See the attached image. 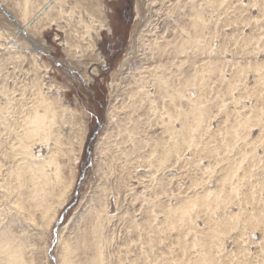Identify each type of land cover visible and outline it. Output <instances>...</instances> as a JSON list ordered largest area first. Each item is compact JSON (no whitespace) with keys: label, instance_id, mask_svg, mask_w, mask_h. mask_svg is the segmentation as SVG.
<instances>
[{"label":"rangeland","instance_id":"obj_1","mask_svg":"<svg viewBox=\"0 0 264 264\" xmlns=\"http://www.w3.org/2000/svg\"><path fill=\"white\" fill-rule=\"evenodd\" d=\"M48 1L53 9L47 14L53 21L49 23L48 18L41 17L26 26ZM160 1L0 0V8L7 15L0 11V183L12 165L11 147L19 139L30 146L34 142L28 152L32 159L28 160L27 155L20 157H26L32 166L46 167L45 158L55 154L59 166L55 174L71 183L64 205L47 230L40 227L43 219L38 209H33L30 220H24V212L13 210L0 192V245L21 246L22 264H94L96 258L99 264L164 263L162 251H166L167 245L162 238H168L169 234L162 232L153 220H163L160 214L165 207L161 203L163 195L161 189L148 187L154 182L150 176L154 173L152 168L136 167V161L147 156L154 147L152 142L167 141L169 137L159 125V117L153 115V108L162 110L167 93L175 95V104L180 102L178 89H184V79L188 80L197 65L207 60L205 55L181 57L177 49L181 38L186 42L194 35L195 13L209 0H168L172 4L170 14L162 11ZM163 2L166 4V0ZM239 4L246 5L240 9ZM205 13L209 20L198 23L199 33L210 30L216 48L220 46L222 50L224 46V50L216 49L211 57L216 63L215 70L219 66L218 71L208 74L210 88L204 91L209 95L206 99L211 101L206 104L209 109L204 114L199 113L194 97L195 91L199 95L201 92L197 88L193 93L183 91L184 108L196 106L195 115L200 118L205 133L190 138V143L195 144L184 155L189 160L185 165L187 171L181 174L178 168L166 169V175L174 177L167 186L175 193L193 189L194 181L204 175L196 164L212 167L214 173L206 188L217 193L210 204L219 202L220 210L213 216L215 229L233 227L220 234L223 252L228 256L225 264H264V238L260 239L264 228L247 231L246 241H240V247L246 242L248 256L244 257L236 247L237 225L251 218L256 220V225H264V150L260 147L255 150L254 144L247 141L255 139L260 131L250 112L253 105L256 110L261 108L255 94L260 88L254 87L249 65L253 67L264 60V0H212ZM85 25L90 27L87 28L90 37ZM163 38L169 45L164 53L162 50L167 45L160 42ZM257 40L263 44L261 49ZM155 41L161 46L156 54L151 53ZM191 48L192 45H185L184 50L188 52ZM181 59L186 63L180 69ZM160 64L167 69L161 74L167 82L161 89L148 88L152 102L142 103L137 111L138 135L133 138L127 135V130L134 131L135 124L127 122V115L131 112L134 78L143 79L147 87L156 84L151 76ZM233 80L241 88L233 89L226 100L222 97L218 100L214 95L216 88L227 90ZM200 81L204 86L205 82ZM252 86L253 94H250ZM41 98L51 102L54 122L42 124L33 134L18 138L24 118L32 109L43 117L38 104ZM173 126L176 131L180 128L177 121ZM241 127L249 129L247 139L240 142L237 136L235 148L226 147L229 137ZM45 128H48L47 138L43 135ZM131 139L138 147L136 151L131 149ZM70 144L74 146L72 149ZM38 152L41 156H37ZM127 186L133 189L128 191ZM49 190L56 192L52 187ZM180 196L190 204V190L188 198L186 193ZM189 199L196 208L193 198ZM170 201L174 206L175 201L172 198ZM213 208L210 207L211 211ZM223 208L237 217L228 218L221 211ZM179 217L172 215L173 219ZM129 219L132 223L148 220V224L131 230L127 225ZM99 223L102 228L97 226ZM197 224L201 230L197 239L207 241L214 229L203 231L201 220ZM94 226L97 228L93 231ZM173 244L176 250L186 245L180 239L173 240ZM207 260L204 264H214ZM182 261L194 264L184 256ZM0 264L9 263L0 258Z\"/></svg>","mask_w":264,"mask_h":264},{"label":"bare ground","instance_id":"obj_2","mask_svg":"<svg viewBox=\"0 0 264 264\" xmlns=\"http://www.w3.org/2000/svg\"><path fill=\"white\" fill-rule=\"evenodd\" d=\"M164 0L160 1V8H163L168 14H170L171 9V3L166 0V4L163 2ZM222 1V0H220ZM192 2V1H191ZM193 3V2H192ZM167 5V6H166ZM212 5V0L205 1L200 5V10L195 13V4L193 3L192 9L195 13V18L193 22V28H194V35L191 37H188V41H183V39H180V43L178 44V51L177 54L181 57L189 58L190 55L192 56H203L205 55L207 60L203 61L202 64L197 65V69L195 73H191L189 75V79L186 80L183 77L184 82L182 85L183 87L178 89L180 99L181 101L178 103H174V94L167 93L165 101L162 105L161 109H154L153 115L156 117H159V125L163 127L164 133H166L169 137L167 141L160 140L159 142H152L154 144V147L149 150V153L146 157H140V161H136L138 164L136 167H148L152 168L154 173H150L151 177H153V181L151 182L148 187L152 186L158 189H161L163 198L161 200V203L165 205L162 212L160 213L163 216V220L161 222H157L156 218H153L154 224L159 225L160 228H162V232L165 234L168 233L169 237L162 238L163 243L166 246L165 252L162 251V258L164 259V263L162 264H186L187 262L182 261V257L186 259H191L194 261V264H204V261L208 258L211 263L214 264H225V261L228 259V256H226V253L224 251V242L222 241L223 238L220 237L223 230H231L233 227H225V229L221 230L220 228L215 229L217 226L214 222V215L215 211L220 210L219 202H211V200H214V196L217 194L216 191H210L209 188H206L207 181L213 176L214 171L212 170V167L204 168L201 165L196 164L198 170L202 173H204L203 177H200L198 179H194V188L193 189H185L179 191V193H175V190H170L169 186H167L168 182H172L173 176L168 177L166 175V169H174L178 168L179 171L182 174V171H187L188 168L185 165H188V159L184 157L185 152L189 150V147L194 145L195 143H190V138L197 135L199 136L201 133H205V131L201 128L200 123L201 120L199 117H196L195 110L197 109L196 106L191 107L188 109L184 108L182 99H184L183 91L186 92H194L193 89L197 88L201 94L199 95L196 91L194 92L196 99V105L199 109L200 114H204L208 108H206V104H209V100L206 99V96L208 93L204 91V88H210V85L207 84V81L209 80L208 74L218 71L215 70L214 64L215 61L212 60L211 57H214V54L216 53V49L221 50L218 46L216 48L215 41H213V36L211 31L209 30V33L202 32V34L198 31V23L202 24V22H205L209 20V16L207 13H205L206 7L210 8ZM240 5V9L242 4ZM25 10L29 9L28 5L26 4L24 7ZM51 2H46L43 7L38 9L33 15L32 19L29 23L26 24V26H30L33 22L37 20H41V17L48 18V22H52V18H49L48 12L52 10ZM47 15V16H46ZM236 21V20H235ZM252 22V21H251ZM85 24V23H84ZM250 24L251 23H246ZM24 26V25H22ZM89 25H85V29L87 31L88 37H90V32H88L87 28ZM253 26V25H252ZM255 28V27H254ZM90 30V27L88 28ZM22 30V27H21ZM204 33V35H203ZM251 33V32H250ZM215 40V36H214ZM223 40V39H222ZM160 42L166 43V38H163ZM222 42V41H221ZM257 40V45L259 49L263 46L262 42ZM154 48L152 47L151 53H158L160 51L161 46L160 43L157 41L154 42ZM186 43V44H185ZM167 46L164 47L162 52H166V48L169 46L168 43H166ZM185 45H192V48L187 52L185 49ZM203 47L206 49V51H203ZM263 49V48H262ZM224 50V46L223 49ZM221 50V51H222ZM255 50V48L253 49ZM264 50V49H263ZM220 51V52H221ZM224 52V51H223ZM225 52L226 49H225ZM259 53V52H258ZM222 54V53H221ZM195 56V58H196ZM257 59V57H256ZM264 63V60H262ZM261 62V64H256L253 67L249 65L250 69L253 70V83L256 85L254 87L260 88L259 92H256V96L258 98L257 101H259V104L261 105V108L256 110V107L253 105L252 108H250L252 121L254 124H256L259 127V134L258 136L250 140L248 138L247 141H250L254 144L255 150L260 147L262 150H264V120H262V111L264 110V64ZM186 63L185 60H180L178 67L181 69L183 65ZM248 63V62H247ZM252 63V62H251ZM254 63V62H253ZM195 64V63H194ZM249 64V63H248ZM248 64H245L246 66ZM253 65V64H251ZM210 67L211 71H207L206 68ZM234 67V66H233ZM232 67V68H233ZM158 71L152 72L154 73L151 77L153 78V81H155L156 84H148V87L146 86V83L143 79H135L133 83L134 89L131 90V97L130 100L132 101V105L130 107V113L127 115V122H132L135 124L134 131L127 130V135L130 134L133 138L138 135V123L140 115H138L137 111L140 110L142 103L147 104V102H152L149 98V89L148 88H157L161 89L162 87H165V83L167 82V78L164 76H161L163 73L162 71H166V67L160 64V66L156 67ZM155 68V69H156ZM178 68V69H179ZM179 69V70H180ZM236 69V68H233ZM151 70V69H150ZM237 70V69H236ZM175 72V71H174ZM185 73V72H184ZM143 74V73H142ZM173 74H170L172 76ZM255 75V78H254ZM161 76V77H160ZM200 79H202V82H205L204 86H201ZM237 81L233 80L231 82V86L227 88V90L216 88L215 90V96L219 100V97H222L224 100H226L225 97L233 91V89L237 88L240 85L235 84ZM262 84V86H261ZM188 86L190 89H188ZM245 89V85L243 86ZM192 89V90H191ZM181 90L182 92H180ZM191 90V91H188ZM236 92V90H234ZM252 92H249L250 94H253V86L251 88ZM255 91V90H254ZM248 92V91H247ZM245 92V94L247 93ZM238 94V98L241 99L242 97ZM213 95V96H214ZM209 96V95H208ZM250 96V95H248ZM253 96V95H252ZM179 97L178 95L176 96ZM211 97V96H210ZM251 97V96H250ZM162 98V96L160 97ZM212 98V97H211ZM211 101V100H210ZM42 109V114L39 115L35 109H32L28 115L24 118V126L18 133V138H22L24 135H31L33 132L36 131L42 124L43 126H47L49 122H54V116H53V107L51 102L48 100V98L43 99L41 98L38 103ZM221 107V106H220ZM206 109V110H205ZM223 110V108H222ZM264 112V111H263ZM136 115L137 118L135 119L133 115ZM165 116V119L163 118ZM3 120V119H2ZM179 122L180 128L176 131V129L173 126L174 122ZM206 122V120H205ZM157 123V125H158ZM148 125V124H147ZM154 125V124H153ZM151 127V125H150ZM48 128H45L43 131L44 137H48V133L46 132ZM150 129V128H149ZM199 129V130H197ZM191 130H194L192 132ZM147 131V130H146ZM150 132V131H149ZM251 133V132H250ZM237 136L240 138L241 141H245L247 137L249 136V129L245 127H241L240 130L238 129L235 131L232 136L229 137V143L226 145L228 148H235L238 141L236 140ZM234 138V139H232ZM232 141V142H231ZM130 144H132L131 149L132 151L137 150V145L134 144L131 139ZM192 142V141H191ZM45 143H48V140H46ZM214 142H209V144H213ZM165 144V145H164ZM253 144H250V146L253 147ZM146 145V144H145ZM163 151H161V148L163 147ZM34 146L33 144L26 145L23 139H19V141L13 145L11 155L13 157V160L11 161L12 165L9 167V169L6 170L5 176L2 179V182L0 183V192H2V197L7 201L10 202V205L12 206V209L23 214L24 220H30L33 209H38L39 213L43 219L42 223L40 224V227H44V229L47 230L50 223L54 220V217L59 209L64 205V201L69 195L70 189V182H65L62 180L61 175L55 174V171L58 170L59 166L57 165L55 159L58 157L55 154H50L48 157L45 158V161L48 162V165L42 166V165H34L32 166L28 160H31L32 158L28 155H31L28 153ZM72 149L74 146L72 144L69 145ZM80 147V144L78 145ZM147 146V145H146ZM46 147V146H45ZM148 147V146H147ZM159 147V149H157ZM48 150V147H46ZM59 149V148H58ZM192 149L196 150L195 147ZM160 150V151H157ZM161 152V153H160ZM145 153V152H144ZM7 155V153H6ZM22 155H27L28 160L26 157H20ZM78 155V154H77ZM153 155V156H152ZM177 155V156H176ZM37 156H41L38 152ZM207 157V152L205 154ZM20 157L19 159H17ZM127 155L125 156L126 159ZM153 158V161H152ZM17 159V160H16ZM132 159V158H131ZM127 161V160H126ZM169 163V164H167ZM190 169V168H189ZM203 169V170H202ZM206 169V170H204ZM150 171V170H149ZM171 175V174H170ZM130 178V177H129ZM126 178V182H127ZM124 182V183H126ZM143 184V183H142ZM126 185V184H125ZM129 185V184H128ZM52 187L53 190H56V192H52L49 190ZM128 187V186H127ZM145 189L148 187L144 186ZM164 187V188H163ZM125 188V187H124ZM133 189L131 186L130 188H126V190L131 191ZM188 190L191 191L196 208H193V204L191 200L188 198ZM134 191V190H132ZM220 192V190H218ZM186 193L187 198L190 202L188 205L187 200L182 198L180 194ZM173 199L175 201L174 206L171 205L170 199ZM57 200V203L55 205V201ZM160 203V207L162 208V204ZM209 204V206H208ZM177 205V206H176ZM224 205V203H223ZM208 206V207H207ZM214 207L211 211L210 207ZM225 215H227L228 218H236L233 213L226 209L221 210ZM178 214L180 215L179 218H172V215ZM100 215V213H99ZM186 217V218H185ZM133 218V217H132ZM131 219L128 220L127 225L131 230H137L143 227L144 225L148 224V220L141 223H132L130 222ZM201 220L204 230H213L212 236L209 237L207 241H199L197 239L198 234L200 233V229H197L198 224L197 221ZM225 220H223L224 222ZM257 222L254 219L248 220V222L237 225V234H236V247L237 251L241 252L242 255L245 257V255L249 254V251L246 249V242L244 245L240 247V241H246V238L244 236L246 235L247 231L254 230L257 228H264V225H256ZM97 226L102 228V225L97 224ZM97 228L96 226L93 227ZM133 228V229H132ZM199 228V227H198ZM193 230L192 233L187 234L186 231ZM9 232V231H8ZM250 235V234H249ZM260 239L264 238V233L260 232ZM181 240L182 245L179 250H176L173 244V240ZM198 240V241H197ZM198 245L203 247L198 248ZM64 251H67V248L64 247ZM0 258H4L7 260V263L9 264H22V248L21 246H17L16 248H12L8 246L0 245ZM156 259V257H154ZM154 259V260H155ZM207 260V261H208ZM156 261V260H155ZM182 261V262H181ZM209 263V262H208ZM94 264H99L98 258H96Z\"/></svg>","mask_w":264,"mask_h":264},{"label":"water","instance_id":"obj_3","mask_svg":"<svg viewBox=\"0 0 264 264\" xmlns=\"http://www.w3.org/2000/svg\"><path fill=\"white\" fill-rule=\"evenodd\" d=\"M0 11H2L3 12V10L0 8ZM3 14L4 15H6V13L5 12H3ZM7 16V15H6ZM77 193V192H76ZM77 194H75V196H76ZM69 209V207L68 208H66V210H68Z\"/></svg>","mask_w":264,"mask_h":264}]
</instances>
